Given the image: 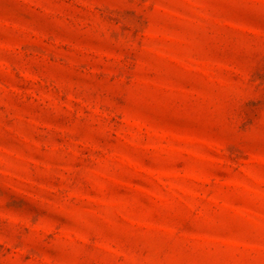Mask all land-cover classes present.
Here are the masks:
<instances>
[{
  "label": "rangeland",
  "instance_id": "374dc122",
  "mask_svg": "<svg viewBox=\"0 0 264 264\" xmlns=\"http://www.w3.org/2000/svg\"><path fill=\"white\" fill-rule=\"evenodd\" d=\"M0 264H264V0H0Z\"/></svg>",
  "mask_w": 264,
  "mask_h": 264
}]
</instances>
